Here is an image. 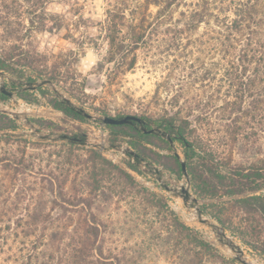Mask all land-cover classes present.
Returning <instances> with one entry per match:
<instances>
[{"label": "rangeland", "instance_id": "rangeland-1", "mask_svg": "<svg viewBox=\"0 0 264 264\" xmlns=\"http://www.w3.org/2000/svg\"><path fill=\"white\" fill-rule=\"evenodd\" d=\"M196 2L182 1L164 21L152 5L145 22L136 13L144 0H0V95L13 93L0 96V264H64L73 238L103 225L98 243L120 252L153 238L157 258L147 264H169L173 247L162 241L177 237L175 221L199 230L227 262L264 264V219L247 222L240 196L226 195L229 181L200 164L186 176L183 147L150 123H182L216 168L264 161V93L256 103L247 81L224 74L205 23L188 30L181 14ZM135 33L142 43L126 53ZM64 100L85 119L53 108ZM129 115L156 132L139 140L136 130L103 123ZM201 178L217 197H200Z\"/></svg>", "mask_w": 264, "mask_h": 264}, {"label": "trees", "instance_id": "trees-1", "mask_svg": "<svg viewBox=\"0 0 264 264\" xmlns=\"http://www.w3.org/2000/svg\"><path fill=\"white\" fill-rule=\"evenodd\" d=\"M182 1L184 0H144V4L136 8V13H138L137 10L143 11V20L147 22L148 17L152 18L149 11L150 7L154 5L159 8L156 19L164 21L168 17H173L176 8L180 7ZM191 8V11L181 14L186 18L188 30H192L202 23L208 26L210 33L215 35L213 50L218 51L221 56V67L225 71L224 74L232 76L235 80L247 81L246 84L241 82L244 85V91L246 93L254 92L258 99L255 102L260 103L264 88L258 91L257 83L258 81L264 83V0H197ZM231 12L233 15H230ZM212 18H214V23L211 22ZM138 28L142 30V27ZM142 39V33H135L126 44L127 47L132 45L133 48L128 49L129 51L126 53L136 50L142 43ZM0 96L7 98L3 92ZM53 108L63 112L71 120L82 121L85 119L81 110L65 100L55 102ZM122 118L124 117L118 119ZM143 120L145 121L143 126L147 130L152 129L147 120ZM150 123H156L163 130L164 135L168 136L173 143H178L183 147L188 171H191L194 164L198 163L209 177L220 178L222 182L227 179L230 184L224 185L227 188L226 195L240 196L236 203L248 217L254 214V216L258 215L264 219V194H257L264 188V161L259 160L247 167L239 165L232 170L225 171L219 167L216 168L215 160L209 156V153L197 147L195 142L190 141V133L182 123L179 124L175 119H169L165 124L155 121H150ZM141 126L138 123L123 126L108 125L111 129L128 127L136 130L135 137H138L139 140L151 136ZM124 136H131V134L125 132ZM132 157L138 162L144 161L141 160L140 155H132ZM179 164L183 172L182 162ZM200 182L203 185L200 197L215 198L218 196L217 188L209 178H201ZM249 218L246 220L247 222L255 221L254 218ZM218 221L222 222L220 219ZM171 227L173 228L172 234L177 237L170 238L167 242L162 241V245L172 244L173 247L169 264H238L235 259L232 262H227L226 258L199 230L178 221H175ZM223 227L226 228L225 224ZM106 228V225L88 226L84 235L73 238L67 246L68 251L64 253L66 257L64 264H147L148 262L153 263L152 259L157 258L152 252L153 246H155L153 238L143 243L136 242L130 249L120 252H114L112 245H105V241L98 243L100 233L102 230L106 231ZM151 228L153 229V227ZM114 229V231H124L125 227L119 226ZM138 229V226L129 227V230ZM166 232L168 233L169 229H166ZM239 235L241 237L248 236L243 232H240ZM250 235L256 244L261 242L255 229H251ZM222 238L223 235H220V239ZM242 242L249 245V242L244 239ZM261 244L264 249V241ZM180 251H182L181 254Z\"/></svg>", "mask_w": 264, "mask_h": 264}, {"label": "water", "instance_id": "water-1", "mask_svg": "<svg viewBox=\"0 0 264 264\" xmlns=\"http://www.w3.org/2000/svg\"><path fill=\"white\" fill-rule=\"evenodd\" d=\"M2 92L8 96H13V93L11 92H7L4 88H2ZM103 123L105 125H113V126H123V125H128V124H134V123H138L140 125H142V129L145 131V132H148L150 134H153L156 132L155 129H151V130H147L143 124L145 123V121L140 118V117H137V116H132V115H129V116H126L122 119H118V118H114V117H104L103 118ZM163 136L167 137V139L171 142L172 140L163 134ZM182 170L183 172L185 173V175L187 176V171H186V161H182ZM183 192L185 193V200H189L190 199V194L189 192L183 188ZM194 201L196 202L197 199H194Z\"/></svg>", "mask_w": 264, "mask_h": 264}]
</instances>
